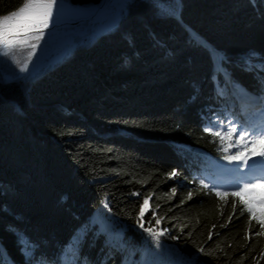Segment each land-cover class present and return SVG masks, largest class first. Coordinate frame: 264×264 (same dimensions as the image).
I'll return each instance as SVG.
<instances>
[{"label":"trees","instance_id":"16d2710c","mask_svg":"<svg viewBox=\"0 0 264 264\" xmlns=\"http://www.w3.org/2000/svg\"><path fill=\"white\" fill-rule=\"evenodd\" d=\"M179 1L177 18V0H132L114 29L41 75L0 79V264H264L259 224L238 198L202 189L183 157L227 163L237 151L204 131L229 125L203 108L212 59L189 31L258 91L264 0ZM23 3L0 0V16ZM162 43L176 44L167 58ZM144 228L166 231L157 241Z\"/></svg>","mask_w":264,"mask_h":264},{"label":"snow or ice","instance_id":"6c2138e0","mask_svg":"<svg viewBox=\"0 0 264 264\" xmlns=\"http://www.w3.org/2000/svg\"><path fill=\"white\" fill-rule=\"evenodd\" d=\"M56 4L57 0H24L18 9L0 16V49L3 50V55L7 56L14 49L22 50L24 47L30 49L27 59L20 66L21 73L28 72V61L34 55L38 42L44 37V30L49 27ZM245 70L250 71L251 69L246 68ZM215 127V125L205 127L204 131L213 137H218L221 140L227 138L230 141L222 151L227 153L232 147L237 149L231 155H224L223 159L229 163L236 162V169H234L236 171H239L241 165L249 169L247 179H244L242 183L236 182L231 185L233 191L222 192L215 189V195L225 200L226 203V197L238 198V203L242 206L240 214L249 213V222L255 220L261 229L256 235L264 236V126H241L238 129L236 124L230 123V126L223 132L214 130ZM233 137H235L234 141ZM257 157L259 159H256ZM168 175L173 178L179 173L173 170ZM199 184L202 189L209 188L203 179L199 181ZM213 187L215 188V186ZM132 194L138 195V193ZM172 195H175V189L172 190ZM192 195L193 193L189 192L188 198H191ZM149 199L150 197L145 198L140 207L138 222L143 220ZM104 207L108 208V204H105ZM236 208L237 200L233 199V212ZM228 219L230 221L232 217L229 216ZM156 223L159 224L160 220H157ZM140 226L143 228V223ZM225 226L221 225V227ZM144 231L158 241L160 236L165 235L166 230L153 231L151 228H144ZM77 239L79 240V237ZM209 239H211V235H209ZM199 250L204 251L203 248Z\"/></svg>","mask_w":264,"mask_h":264},{"label":"rangeland","instance_id":"374dc122","mask_svg":"<svg viewBox=\"0 0 264 264\" xmlns=\"http://www.w3.org/2000/svg\"><path fill=\"white\" fill-rule=\"evenodd\" d=\"M131 1L132 0H106L107 4L96 17L86 22H80L78 17L74 15L73 8L90 9L98 6L100 2L98 4L79 5L72 3L71 0H57L49 27L44 30V37L38 42L37 48L35 49V52L38 50L43 56L38 60H33V55L31 60L28 61V72L21 73L20 66L27 59L30 49L27 47H24L22 50L14 49L9 52L7 56L3 55V50L0 49V79L29 81L41 75L60 61L67 59L76 47L87 45L99 35H103L114 29ZM179 11L180 7L177 8L175 12L177 18H179ZM58 22L60 23L58 24ZM68 30L75 31L74 35L70 36L71 34H68V36H66L64 32ZM189 32L193 38L191 42L200 46L201 42L199 35L193 31ZM168 33H170L169 36H174L172 31ZM162 44L164 45V50L162 54H160L167 58L176 48V44L172 43V47L167 46L165 43ZM155 54L156 53H154V55L151 54L150 58L153 57L152 59H154L156 56ZM210 56L215 58L216 53L211 52ZM213 74L215 73L213 72ZM101 224L102 226L104 225L103 227L109 226V223L106 221H103ZM133 250L131 253H133ZM130 257L131 256H129L127 260L129 264L131 263Z\"/></svg>","mask_w":264,"mask_h":264},{"label":"bare ground","instance_id":"6f19581e","mask_svg":"<svg viewBox=\"0 0 264 264\" xmlns=\"http://www.w3.org/2000/svg\"><path fill=\"white\" fill-rule=\"evenodd\" d=\"M107 3L105 2V5H106ZM104 5V6H105ZM101 12V10H99V11H96V8L95 7H93V8H90V9H84V8H73V13H74V15L76 16V17H78V19H79V21L81 22H86L88 19H89V17L90 16H94V17H96V15L98 14V13H100ZM60 22H58V24H59ZM74 33H75V31H72V30H68V31H66V32H64V34L66 35V36H68V34H71L70 36H72V35H74ZM69 38V37H68ZM41 56H43V54L42 53H40L38 50L34 53V57H33V60H38L39 58H41ZM227 91V90H226Z\"/></svg>","mask_w":264,"mask_h":264},{"label":"water","instance_id":"95a60500","mask_svg":"<svg viewBox=\"0 0 264 264\" xmlns=\"http://www.w3.org/2000/svg\"><path fill=\"white\" fill-rule=\"evenodd\" d=\"M105 2H106V0H101L100 1V3H99V5L98 6H96L95 8H96V11H99V10H102L105 6ZM177 3H178V8L180 7V1L179 0H177ZM94 16L92 15V16H90L89 17V19H91V18H93ZM88 19V20H89Z\"/></svg>","mask_w":264,"mask_h":264}]
</instances>
